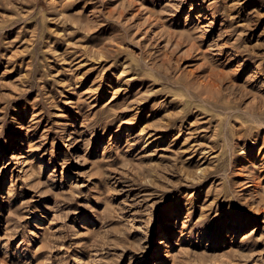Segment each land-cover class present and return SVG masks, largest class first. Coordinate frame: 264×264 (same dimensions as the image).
Masks as SVG:
<instances>
[{
	"label": "rangeland",
	"instance_id": "374dc122",
	"mask_svg": "<svg viewBox=\"0 0 264 264\" xmlns=\"http://www.w3.org/2000/svg\"><path fill=\"white\" fill-rule=\"evenodd\" d=\"M0 264H264V0H0Z\"/></svg>",
	"mask_w": 264,
	"mask_h": 264
},
{
	"label": "bare ground",
	"instance_id": "6f19581e",
	"mask_svg": "<svg viewBox=\"0 0 264 264\" xmlns=\"http://www.w3.org/2000/svg\"><path fill=\"white\" fill-rule=\"evenodd\" d=\"M249 225H251V224L249 223L247 226H249ZM247 226H246V227H247ZM246 227H245V228H246ZM165 234H166V232H165ZM163 238H166V236H164Z\"/></svg>",
	"mask_w": 264,
	"mask_h": 264
}]
</instances>
